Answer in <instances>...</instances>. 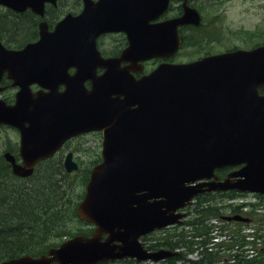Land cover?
I'll return each instance as SVG.
<instances>
[{
  "label": "water",
  "instance_id": "obj_1",
  "mask_svg": "<svg viewBox=\"0 0 264 264\" xmlns=\"http://www.w3.org/2000/svg\"><path fill=\"white\" fill-rule=\"evenodd\" d=\"M45 3L55 5L56 0H0L2 7L17 13L28 8L40 17ZM168 3L83 0L81 14L67 15L52 32L46 22L39 23V39L22 50H6L0 43V77L7 72L21 89L15 105L0 102V124L14 126L21 135L23 164L13 165L14 174L30 176L33 166L70 136L103 132V162L91 170L76 209L80 220L96 226L92 237L68 240L49 250V257L25 256L1 264L160 261L172 255L147 253L138 238L174 223L177 217L167 214L194 195L233 189L264 194V96L257 95L264 87V47L191 64H161L138 81L119 68L124 60L135 64L171 57L180 44L177 28L199 24L197 11L184 3L181 17L150 25ZM120 31L127 34L129 48L120 59L102 61L95 39ZM71 67L74 76L67 75ZM97 67L106 68L100 77L95 76ZM86 81L90 90L83 86ZM33 83L49 93L32 95L28 87ZM60 85L64 92H58ZM240 164L245 166L222 183L206 184L207 190L184 185ZM64 168L77 169L71 155ZM141 192L146 193L137 196ZM152 198L163 200L148 204ZM104 234L108 237L101 241Z\"/></svg>",
  "mask_w": 264,
  "mask_h": 264
},
{
  "label": "rangeland",
  "instance_id": "obj_2",
  "mask_svg": "<svg viewBox=\"0 0 264 264\" xmlns=\"http://www.w3.org/2000/svg\"><path fill=\"white\" fill-rule=\"evenodd\" d=\"M194 5L201 12V16L205 19V25L199 31L209 30L212 34V38H203L201 42L196 37L192 39L193 44H184L181 50L173 58L174 62H190L198 57L209 54L218 53L225 50H231L235 48L247 49L253 47L256 44H264V0H194ZM74 4L72 2H64V7L60 3L59 7L66 11H72ZM51 14L57 17L61 16L60 10H50ZM32 29V23L30 25ZM37 28V22H36ZM32 30L28 34H24L25 37L30 36ZM184 33V32H183ZM185 35V33H184ZM17 34H10V38L17 40ZM117 39V40H116ZM120 37H103L101 38V44L106 47L105 49L117 50L116 45ZM12 46V43H9ZM154 65L149 63L146 70H149ZM18 141V135L15 131L0 128V172H7V168L4 167L2 155L10 149L14 148V145ZM99 137L97 134H89L80 140V147L76 151L77 159L82 157L81 168L79 172L68 174V181L70 191L68 201L61 203L62 207L74 212L73 208L76 202H78L80 194L83 190V178L87 174L89 168H91L93 162L97 160L99 154ZM17 181L8 178L6 175L0 177V190L7 186H14ZM9 189V188H7ZM18 189V188H17ZM19 190V189H18ZM4 203H8V206L4 205L0 208V213L6 215L7 207L14 206L19 201L20 196L18 194H12L11 190H6V195L3 197ZM10 199V200H9ZM9 200V201H8ZM12 202V203H11ZM18 207V205H17ZM37 214V212H36ZM42 224L35 226L37 229ZM20 229L23 226L19 227ZM65 229L71 233H88V229L85 226L80 225L74 217L72 220L65 222ZM40 230H45L46 234L41 239L27 240L21 239L19 242L20 247L13 246L10 249L17 253L22 250L28 252L38 253L43 251L47 247H42L45 242L48 233L52 229H46L44 226ZM8 253L7 250L2 249L0 254Z\"/></svg>",
  "mask_w": 264,
  "mask_h": 264
},
{
  "label": "trees",
  "instance_id": "obj_3",
  "mask_svg": "<svg viewBox=\"0 0 264 264\" xmlns=\"http://www.w3.org/2000/svg\"><path fill=\"white\" fill-rule=\"evenodd\" d=\"M74 1L78 2L77 0ZM177 1L179 0H172L173 4ZM172 10L174 12L178 10L177 12H179L180 7H173ZM33 17L29 13H0V33L2 31H10L11 34H18V37H23L25 36L24 34H28L32 30L29 38L36 37V22ZM31 23L32 29L30 28ZM186 43L190 44L188 40ZM260 91L264 93V89H260ZM227 171V169H220L217 171V175L219 178H223ZM65 178L66 175L63 172L61 163L52 159L41 163L37 167L35 174L28 181L16 182L14 186H7L6 188L1 187L0 208L6 205L3 199L6 195V190H11L12 194H18L21 199L14 206L6 208V211H8L6 215H4L5 213H0V251L5 249L8 252L0 254V260L16 257L18 254L14 255L12 253L16 250L10 248L13 246L20 247L22 243L19 241L21 239L35 240L45 236L46 231L40 230L42 226L46 229L56 230V237L59 239L69 235V232L65 229V222L70 220L71 216L66 207L61 206V203L68 201L69 198L70 187L67 183L65 188L63 184ZM84 179L86 181V178ZM233 195H235L234 192H228L209 196L205 194L202 197L207 200V198H225ZM6 206H8V203ZM211 210L213 209L208 207V211L210 212ZM40 224L42 226L37 229L35 226ZM21 226L23 228L20 229L19 227ZM165 264L174 263L166 262Z\"/></svg>",
  "mask_w": 264,
  "mask_h": 264
},
{
  "label": "flooded vegetation",
  "instance_id": "obj_4",
  "mask_svg": "<svg viewBox=\"0 0 264 264\" xmlns=\"http://www.w3.org/2000/svg\"><path fill=\"white\" fill-rule=\"evenodd\" d=\"M200 14H201V12H200ZM202 20H203V18H202ZM203 25H205V22H203ZM187 27H189V26H187ZM0 86L3 87V90L1 91V95L4 98H8L7 96L8 95H11L15 91L14 88L11 86V82L8 81L7 79L4 80V78H3L2 81H1V83H0ZM78 139L79 138H76V139H73V140H70V141L66 142L63 145V147L59 150V152L57 154H59V156L61 158H63V156L66 153H68L69 151H76L78 149V147H79ZM12 155H13V157L15 159V163L20 164L21 161H20V158H19V155H18V149H17V152L16 153H13Z\"/></svg>",
  "mask_w": 264,
  "mask_h": 264
}]
</instances>
